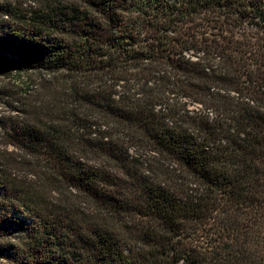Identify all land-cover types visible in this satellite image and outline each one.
I'll return each instance as SVG.
<instances>
[{
	"label": "trees",
	"instance_id": "1",
	"mask_svg": "<svg viewBox=\"0 0 264 264\" xmlns=\"http://www.w3.org/2000/svg\"><path fill=\"white\" fill-rule=\"evenodd\" d=\"M12 76L0 264H264V0H10Z\"/></svg>",
	"mask_w": 264,
	"mask_h": 264
},
{
	"label": "rangeland",
	"instance_id": "2",
	"mask_svg": "<svg viewBox=\"0 0 264 264\" xmlns=\"http://www.w3.org/2000/svg\"><path fill=\"white\" fill-rule=\"evenodd\" d=\"M10 0H0V4H7L9 3ZM31 79L32 82H38V77L39 75L36 74V73H33L31 75ZM20 83L22 82V78H17L16 76H12L11 78H4V77H0V89H15L16 87V83ZM24 81V80H23ZM13 112H12V109L8 106H3L1 103H0V116H3V117H7V118H10L13 116ZM2 135L1 133V130H0V136ZM2 138L0 137V142H1Z\"/></svg>",
	"mask_w": 264,
	"mask_h": 264
}]
</instances>
